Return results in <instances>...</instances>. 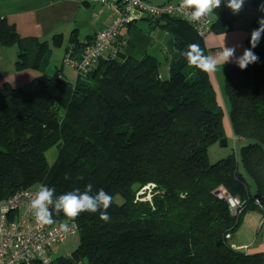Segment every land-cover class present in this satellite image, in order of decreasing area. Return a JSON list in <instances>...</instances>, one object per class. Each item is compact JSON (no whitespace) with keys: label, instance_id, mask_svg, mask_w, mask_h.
I'll return each mask as SVG.
<instances>
[{"label":"trees","instance_id":"1","mask_svg":"<svg viewBox=\"0 0 264 264\" xmlns=\"http://www.w3.org/2000/svg\"><path fill=\"white\" fill-rule=\"evenodd\" d=\"M233 20L228 8L216 11L212 32L230 30ZM153 25L171 31L181 52L166 72L148 52L125 55L120 30L112 48L71 80L64 59L79 58L90 37L72 31L62 64L49 73L61 35L23 37L0 15V46L17 48L18 69L36 70L31 88L0 86V200L38 183L57 195L91 183L93 192L113 197L108 222L88 212L73 221L79 243L69 256L51 257L52 264H264L263 251L226 242L246 212L261 213L264 222V34L252 49L258 62L244 70L228 63L224 71L240 158L230 153L212 162L208 147L224 138L222 106L209 72L184 56L191 44L206 56L209 49L183 19L165 16ZM53 146L50 164L46 151ZM53 218L67 221L63 214Z\"/></svg>","mask_w":264,"mask_h":264},{"label":"crops","instance_id":"2","mask_svg":"<svg viewBox=\"0 0 264 264\" xmlns=\"http://www.w3.org/2000/svg\"><path fill=\"white\" fill-rule=\"evenodd\" d=\"M161 1L153 0L152 2ZM251 1L252 4L248 0L243 10L238 15H234V23L230 30L223 33L213 32V34L203 38L205 46L209 49V57H216L220 53L223 47V37H225V46H238L236 47V56L241 55L243 49L247 48L245 38L255 29V20L264 17V12L260 11V6L264 5V0ZM101 4L103 6L102 11L108 9L102 2ZM96 8H98L97 0H0V15L4 16L8 23L14 24L20 36L48 39L54 34H60L62 39V52H64V46L72 35L71 32L78 30L77 25H75L77 24L75 18L78 12L89 11L88 13L95 14ZM100 26L98 28L99 30L105 25L103 27L102 25ZM154 26L152 24V27ZM89 28L83 36L76 33L78 36L80 35L79 38L81 40L88 37L93 39L98 29L95 27L93 29ZM122 33L126 36L123 31ZM127 40L129 41L128 37ZM12 49V52H10L11 56L8 58L6 56V51L8 50L6 47L0 46V79H2V83L8 81L16 86H31L32 79L36 75V70L31 68L18 69L15 65L17 48L13 46ZM145 52L165 62L163 66L164 72L167 70V63L178 59L181 54L177 48L164 49L162 50L163 60H161L160 55L157 56L151 51H148V49ZM124 54L133 56L131 53L124 52ZM225 66L226 64L221 67V70L217 66L215 71H208L213 88L214 78L218 79L221 72L224 74ZM20 73L26 74L25 76H19ZM247 213L250 214L247 215L245 222L243 220L246 214L243 216V220L236 231L226 236V242L231 248L236 250L249 253L256 251L264 252L263 216L259 212H257L259 214H256V211H248Z\"/></svg>","mask_w":264,"mask_h":264},{"label":"built area","instance_id":"3","mask_svg":"<svg viewBox=\"0 0 264 264\" xmlns=\"http://www.w3.org/2000/svg\"><path fill=\"white\" fill-rule=\"evenodd\" d=\"M111 11V18L105 26L98 30L80 54L79 58H65L64 64L78 74L86 73L93 62L106 54L117 39L120 30L128 22L137 18L157 16L176 17L188 22L198 36L204 38L212 31L211 23L215 13L210 18L193 22L189 19L190 10L180 7V0L162 4H153L147 0H101ZM246 0L244 5L246 4ZM226 7V0L216 11ZM44 183L17 189L9 196L0 200V264H52L50 249L52 244L64 241L67 237L78 233L77 224L64 221L53 225L39 226L29 209V203L35 193ZM225 190L218 196H225ZM231 207L237 201L227 196ZM67 223V228L61 227Z\"/></svg>","mask_w":264,"mask_h":264},{"label":"clouds","instance_id":"4","mask_svg":"<svg viewBox=\"0 0 264 264\" xmlns=\"http://www.w3.org/2000/svg\"><path fill=\"white\" fill-rule=\"evenodd\" d=\"M222 0H180V7L190 10L189 19L198 22L205 18H210L216 9L221 6ZM245 0H226V7L233 15H238L244 7ZM260 11L264 12V5L260 6ZM258 27L250 33V47L243 49L241 55L236 56V47H228L224 44L220 53L216 57L204 55L199 45L191 44L184 53L187 62L190 65L201 68L204 71H215L217 66L221 70L224 64L234 62L239 69L244 70L250 64L258 62V56L252 51L256 48L264 34V17L258 18ZM65 175V179H68ZM83 179V177H79ZM113 197L105 190L99 189L93 192L91 183L84 186L83 191L80 188H74L71 191L57 195L54 187L41 185L29 203V209L36 223L41 226H48L57 223L53 218L63 216L67 221H74L81 213H99V219L104 222L110 220L107 212L112 205ZM67 223L61 227L67 228Z\"/></svg>","mask_w":264,"mask_h":264},{"label":"rangeland","instance_id":"5","mask_svg":"<svg viewBox=\"0 0 264 264\" xmlns=\"http://www.w3.org/2000/svg\"><path fill=\"white\" fill-rule=\"evenodd\" d=\"M148 1V0H147ZM153 1V0H150ZM175 0H162L159 3H153V4H162L167 2H172ZM149 2V1H148ZM248 2V0H247ZM250 4H252V1L249 0ZM98 8H96V13L91 14L88 13L89 11H83L82 13L78 12L77 17L75 18L77 21L76 27H78V30L76 33L80 34L81 36L85 35V33L88 31V27L93 29L95 27L98 29L105 25V23L109 22L111 18V11L109 9L103 10V6L101 4V0H97ZM152 3V2H150ZM100 10V12H99ZM157 16H153L151 18H137L135 22L131 23L130 25H124L122 28V31L126 34L129 41L125 43L123 50L125 53H131L133 57L139 58L144 53L146 49L148 51H151L155 55L161 57V60H163V53L162 50L164 49H172L176 48L174 45V34L169 31L166 28L161 27L160 25H156L152 27V24H156L158 21ZM163 21V19H162ZM234 23V20L232 22V25ZM89 28V29H90ZM99 30V29H98ZM97 30V31H98ZM213 34V32H209L206 34L208 35ZM79 35V36H80ZM8 51L7 57L9 58L10 52H12V47L8 48L6 47ZM62 45L60 46H52L50 51V59L49 63L46 67V72L52 73L56 66H60L62 64ZM62 60V61H61ZM165 63V62H162ZM62 69L65 75L73 80L76 76L75 72L69 68L67 65L62 64ZM225 73V72H224ZM26 73H20L19 76H25ZM216 77V74H215ZM2 79H0V86L2 84ZM4 80V79H3ZM214 91L217 96L218 102L222 106L223 110V116H222V124L224 128V140L226 141V144H223L221 142H216L214 144H211L208 147V157L210 158V161H216L219 158H223L227 156L230 153H234L235 156L239 159L240 158V146L242 142L234 137L232 134L230 122H229V111H230V103L227 98V95L224 91V74L221 72L218 76V79L214 78ZM31 88L32 86H25ZM57 155V148L55 146L49 148L46 151V158L50 164H52L56 158ZM253 188V184H252ZM116 200L120 201L121 197L116 196ZM246 214V215H245ZM245 217L243 222H245L246 217L250 213H245ZM256 214H259L256 212ZM261 214V213H260ZM263 216V215H262ZM263 219V217H262ZM79 243V234L76 233L74 235H71L67 237L64 241L55 243L51 246L50 255L53 259L57 258L58 256H69L71 252L76 249L77 245Z\"/></svg>","mask_w":264,"mask_h":264},{"label":"water","instance_id":"6","mask_svg":"<svg viewBox=\"0 0 264 264\" xmlns=\"http://www.w3.org/2000/svg\"><path fill=\"white\" fill-rule=\"evenodd\" d=\"M221 143H223V144H226V141L224 140V138L223 139H221V141H220Z\"/></svg>","mask_w":264,"mask_h":264}]
</instances>
